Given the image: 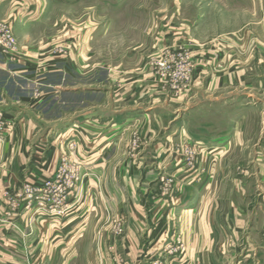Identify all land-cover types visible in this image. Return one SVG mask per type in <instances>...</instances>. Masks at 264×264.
I'll use <instances>...</instances> for the list:
<instances>
[{"label": "crops", "instance_id": "1", "mask_svg": "<svg viewBox=\"0 0 264 264\" xmlns=\"http://www.w3.org/2000/svg\"><path fill=\"white\" fill-rule=\"evenodd\" d=\"M50 1L0 0V21L11 26L18 44L16 54L0 55V70L34 88L44 86L50 75L61 77L58 86L74 85L80 77L72 74L74 39L66 41L71 52L62 59L54 53L61 46L54 36L38 37L35 31L46 20ZM252 15L255 18L256 12ZM261 17L260 41L255 39L254 28L240 35L230 33L240 40L235 49L246 51V58H240L234 48L230 58L216 57L220 35L210 32L198 38L196 31L202 25L192 32L191 21L186 22L183 33L188 38L183 37L182 44L195 43L197 49L206 50L201 55V75L194 81L196 90L181 102L159 100L158 88L151 81L149 90L155 86L156 97L143 110L139 101L145 97L135 94L138 86L131 89L139 83L127 75L113 77L129 83L125 90L115 88L120 97L113 100V111L109 100L97 107L82 103L72 113L69 107L68 118L55 121L57 133L51 142L41 134L46 120L40 107L46 96L31 97L23 108L0 112V121L8 124L0 138V200L5 191L17 189L9 184L27 177L33 169L43 178H51L64 148L70 162L78 166L80 177L87 179L83 188L86 203L76 209L84 205L94 213L113 210L130 224L137 222L135 226L151 224L149 257L166 252V241L178 237L173 247L180 257L176 256L174 264H264V93L262 99L251 93L239 99L234 92L244 81L261 84L264 90V14L257 18ZM237 42L230 40L233 46ZM146 77L142 78L151 80ZM104 87L99 89L107 93L110 86ZM57 89L64 90L53 88ZM92 89L69 87L73 93ZM240 101L247 103L245 107L236 106ZM229 109L234 117L224 123L220 118ZM49 143L52 149L46 154L35 151ZM193 154L199 171L188 166ZM208 166L213 169L208 171ZM167 179L174 181L164 192L163 180ZM45 223L60 226L57 220L42 219L38 227ZM163 227L173 238L169 234L159 237ZM142 247V237L130 236L119 241L118 253L133 263Z\"/></svg>", "mask_w": 264, "mask_h": 264}, {"label": "rangeland", "instance_id": "2", "mask_svg": "<svg viewBox=\"0 0 264 264\" xmlns=\"http://www.w3.org/2000/svg\"><path fill=\"white\" fill-rule=\"evenodd\" d=\"M50 3L46 20L35 30L38 37L54 36V40L61 44L54 53L60 54L62 59L68 58L71 51L68 50L69 44L65 43L69 38H73L72 74L88 77L75 79L74 85L58 86L61 77L50 75L44 86L39 84L34 85V88L32 84L17 82L19 78L10 79L11 75L0 70V112L23 108L31 97L46 96L40 107L46 120L41 134L50 142L56 138L54 125L59 119L62 120L63 116L68 118L70 115L69 107L72 108V113L73 109L77 110L82 103H91L97 107L109 100V108L113 111V106H116L113 100L120 97L114 93L115 88L125 90L124 88L129 86V83L125 85L124 78L122 82H118L119 79L113 77L127 75L139 83L131 86V89L135 90L138 86L135 94L145 97L139 101L144 105L143 110L153 105L149 102L155 99L157 92L154 89L157 88L159 100L181 102L182 98L193 94L196 90L194 81L201 75V55L206 48L197 49L195 43L182 44V38H188V35L183 33V26L188 20L191 21L192 32L196 31L195 27H198L199 23L202 25L201 31H196L198 38L206 37L210 32L220 35L217 38L220 45L216 57L223 59L231 57V48H234L240 58H246V51L235 49L240 40L230 33L238 32L240 35L244 33L243 30L254 28L255 39L260 41L262 37L258 27L262 17H257L264 14V0H53ZM253 12H256L255 18ZM232 38L239 43L231 45ZM222 40L224 42H221ZM175 59L179 63H190L191 67L189 81L179 93L173 91L171 84L162 79V66H168ZM219 69L222 71L224 68ZM146 76L151 80L146 81ZM151 81L157 88L153 86L149 90ZM105 85L110 86V92L100 91L99 88H106ZM73 86L74 89H93L91 92L73 93L69 91V87ZM58 87L64 90H53ZM145 92L147 93L144 94ZM234 92L238 93L239 99L246 97L247 93L262 99L264 90L261 84L252 81L247 84L244 81L239 82ZM51 94L54 95L50 96ZM129 95L131 94L128 92L127 96ZM167 100L162 101V104ZM62 102L65 105H62ZM246 104L240 101L236 106L245 107ZM230 112L229 109L221 118H212H220L222 122L228 123L234 117ZM51 149L49 143L47 147L35 148V151L46 154ZM61 151L60 165L51 178H43L33 169L27 177L8 185L17 187L16 190L11 189L3 193L2 201L0 200V264H174L173 260H178L180 251L173 247L178 237L172 240L168 228H160L159 236L167 237L169 234L171 241L165 243L166 252L149 257L147 242L151 237V224L144 227L138 224L135 226L137 222L130 224L113 210L94 213L86 210L84 205L77 210L76 207L86 203L83 188L87 186V179L81 178L79 172L78 178L74 177L76 168L74 170L69 167V164H73L68 163L65 149ZM196 161V155H191L188 166L199 171ZM37 163L41 164V161ZM212 169L210 166L207 168L208 171ZM204 170L205 168L201 171ZM173 181L163 180L164 192L171 188ZM42 219L46 222L57 220L60 226L52 227L45 223L44 226L38 227V222ZM76 223L78 225L74 227ZM5 236L12 238L7 240ZM130 236L142 237L143 244L139 259L133 263L118 253L119 241Z\"/></svg>", "mask_w": 264, "mask_h": 264}, {"label": "built area", "instance_id": "3", "mask_svg": "<svg viewBox=\"0 0 264 264\" xmlns=\"http://www.w3.org/2000/svg\"><path fill=\"white\" fill-rule=\"evenodd\" d=\"M18 50L17 39L11 26L0 21V55H13L16 54ZM164 73L162 79L167 83L171 84V89L176 92H181L184 90L185 84L189 81V76L191 72L190 63H179L177 59L173 60L168 66H162ZM8 124H4L0 121V138L3 137L5 129ZM73 148V146H71ZM68 163H71L68 160ZM73 164V163H72ZM70 168H76L74 177L78 178L79 168L74 163L69 164ZM73 175V172L71 173Z\"/></svg>", "mask_w": 264, "mask_h": 264}]
</instances>
